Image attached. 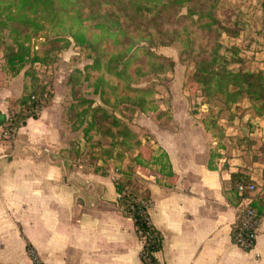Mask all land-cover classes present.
<instances>
[{
  "label": "crops",
  "instance_id": "0c3cea01",
  "mask_svg": "<svg viewBox=\"0 0 264 264\" xmlns=\"http://www.w3.org/2000/svg\"><path fill=\"white\" fill-rule=\"evenodd\" d=\"M2 62L0 264H36L27 243L42 264H143L133 220L115 203L114 180L126 166L134 169L135 182L150 189L148 213L163 235L155 253L160 263L264 264V208L256 203L260 218L254 246L239 247L232 239L239 200L231 189L236 171L264 183V156H255L261 149L245 145L246 139L264 134V119H252L240 143L235 122L223 125L227 131L212 132L205 120L189 118L185 110L181 115L175 105L168 106L172 117H139L151 136L140 138L141 144L167 153L173 175L165 177L160 157L153 158V170L139 168L137 147L125 149L121 158L106 153V143L91 149L95 152L66 151L82 136L65 120L55 82L52 102L37 117L26 118L11 137L4 136L9 110L28 78L23 70L15 75L2 70Z\"/></svg>",
  "mask_w": 264,
  "mask_h": 264
},
{
  "label": "rangeland",
  "instance_id": "374dc122",
  "mask_svg": "<svg viewBox=\"0 0 264 264\" xmlns=\"http://www.w3.org/2000/svg\"><path fill=\"white\" fill-rule=\"evenodd\" d=\"M135 1L137 0H125L124 4H126L122 9L120 4L111 5L109 0H98V4L93 5L96 7L95 10L86 6L81 8V19L76 18V21V19L62 15L61 19H57L59 21L46 22L45 27L34 35L32 40L38 53H45V50L50 52V64L48 66L37 64V71L40 73L42 82L50 86L53 95L55 93L53 82H55L59 94L57 100L63 107L64 118L67 108L73 103L71 86L67 81L68 75L73 74L78 75L76 84L81 94L92 98L97 104H104L111 113L126 122L136 136L141 139L144 138L147 141L151 136L149 130L141 124L140 120L138 121V118L146 116L151 121L172 117L171 111L168 112V106L175 105L178 106L177 110L181 115L185 110L190 115L187 117L205 120L212 132L217 131L218 133L223 129V131H227L223 125L229 121V123L235 122L236 134L241 136L240 143H242L246 131L254 125L252 119L256 120L257 116L263 121L264 105L257 104L254 106L250 98L243 95L235 102H227L229 105L225 106V96L212 93L213 89H211V93L205 94L198 87L199 83L197 85L193 80L192 63L178 59V53L185 42V34L193 27L191 19L184 15L185 7L177 11L176 15L174 12V14H163L160 29L168 31L169 34L160 38L159 33H154L151 37L148 32L139 31L138 28L134 27L133 19L130 16L133 17L134 14H137L135 11L138 9H136ZM78 4L76 1L75 3L68 2V11L72 13L71 6L76 8ZM141 7H143L142 13L146 16L157 14L153 1H145ZM217 14L224 24L231 23L242 27L238 36L223 33L219 38L221 40L218 47L219 64H224L230 70L264 71V0H219ZM79 24L81 26L77 27ZM144 27L146 28V26ZM151 27L148 26V29L153 30ZM78 28L87 34L89 40L96 41L95 43H98L99 48L107 56L112 53H119L122 64H126L127 71L130 72V77H117L103 67L93 66V57L88 54V47L77 44L70 35L72 31H76ZM2 32L0 59L3 58L6 42H10V38L6 36L7 30L4 29ZM125 34L126 37H124ZM197 35L196 40L202 44L204 42L209 45V41L213 40L214 42L216 40L214 36L206 37L202 36L201 33ZM54 37L59 38V40L55 41L52 46H48L47 40ZM169 39L175 40L172 45L158 44L162 40L167 41ZM65 40H68V43H65ZM152 52L173 57L176 60L175 65L166 66L165 60L156 59ZM163 62L165 67L160 69L162 67L160 64ZM14 82L13 87L17 88L18 82ZM96 83L100 84L98 90L100 88L104 90L102 93L107 100L106 103L103 102V97L93 91ZM140 88L141 91L138 90ZM146 88L147 91L144 92ZM140 93H146L144 105L148 108L153 105L157 108L156 111L140 109L134 101ZM79 130L82 138H84L82 129ZM229 130L231 131V129ZM91 132V137L86 139L83 146L80 147L82 152H95L91 149H96L105 143L110 144L108 149L114 151L119 147L123 151L129 149L128 145L119 146L114 143L115 140L101 135L98 131ZM260 135L256 136L259 137ZM263 136L264 134L257 140L251 139L250 142L246 139L245 142V145L250 149L257 147L261 149V155H255L257 157L264 156ZM133 137L129 138L130 142L133 141ZM82 138L79 140L82 141ZM87 141L89 143H86ZM143 145L147 148L152 147L146 143ZM153 149L155 153L158 152L157 148L153 147ZM144 156L148 163L144 162V164L138 165L139 168L153 170V155L144 149ZM163 172H165L164 165ZM132 182L136 186L145 187L144 183L140 182L139 184L133 179Z\"/></svg>",
  "mask_w": 264,
  "mask_h": 264
},
{
  "label": "trees",
  "instance_id": "16d2710c",
  "mask_svg": "<svg viewBox=\"0 0 264 264\" xmlns=\"http://www.w3.org/2000/svg\"><path fill=\"white\" fill-rule=\"evenodd\" d=\"M78 2V7L71 6L72 13L68 11L67 3ZM125 1V0H124ZM123 0H109L110 4H120L124 9ZM145 1L154 2L156 15L146 16L142 13ZM219 0H137V4L133 17L134 27L139 31L148 32L151 37L154 33L163 38L169 34L166 30H161V22L163 14H177L182 7H185V16L189 17L193 23L185 34V42L178 53V59L192 63L193 80L199 83L198 87L205 94L212 93L225 96L226 105L235 102L240 96H247L254 103V106L264 105V71L262 70H230L224 64L218 62V47L220 46L221 35L227 34L238 36L242 31V27L235 24H224L217 14ZM98 4V0H0V37L2 31L7 30L6 36L10 38V42H6L3 52V62L1 69L11 75L19 73L22 69L24 75L28 78V82L23 84L22 92L15 100V104L10 108L9 115L4 125L5 130H16L23 124L28 117H37L40 111L52 102L53 94L50 86L46 85L41 80L36 65L48 66L50 52L45 50V53H38L37 47L33 42V37L36 33L45 27V23H54L55 20L61 19L62 15H66L70 19H81L83 6L94 9L93 5ZM174 12V13H173ZM96 15V14H95ZM195 16V18H193ZM76 19V21H77ZM59 21V20H57ZM234 23V22H233ZM81 26L80 24L77 26ZM146 26V28L144 27ZM148 26H152L153 30H149ZM248 30V29H247ZM172 31V30H171ZM173 32V31H172ZM198 33L202 36H214L216 40L209 41V45L203 44L196 40ZM176 34V33H175ZM72 38L79 45L88 47V54L93 57L92 64L96 67H103L106 71L112 72L115 76L121 78H129L130 72L127 71L126 64H122L121 55L119 53L107 54L99 48L96 41L89 40L85 32L78 28L72 31ZM126 37V34L124 35ZM124 39V38H123ZM59 38L54 37L48 39V46H52ZM123 41V40H121ZM174 39L158 42L161 45H172ZM68 43V40H65ZM213 44V45H211ZM156 59H163L167 63L166 66L172 67L176 60L165 54L152 52ZM164 62L160 64L163 69ZM82 78V77H80ZM78 75H68L67 81L71 86V96L73 103L66 110V121L71 130L82 129L84 139L91 137V131H98L101 135L115 140L116 144L122 146L126 144L129 148L137 147L138 152L134 156V161L137 165L148 163L144 159V149L150 151L152 157H160L164 162L163 165L165 176L173 175L171 164L165 150L158 148L155 154L152 147L147 148L141 144V139L136 136L134 131L123 122V120L111 113L104 104H97L92 98H89L77 88ZM99 83V82H98ZM202 85V86H201ZM100 84H94L93 91L104 96V90ZM141 91V88L138 89ZM147 91V88L144 92ZM139 94L135 97V103L139 105L141 110L156 111L153 105L149 108L144 105L145 95ZM106 103V99L102 98ZM133 101V99H132ZM143 106V107H141ZM133 137L130 142L129 138ZM79 139H73L69 147L65 148L68 152H77L80 148L75 145L79 143ZM115 149V148H113ZM104 151L109 154H115V158H121L124 151L121 147L111 150L105 148ZM214 154L211 152V155ZM121 173H117L115 177V189L117 196L115 198L116 207L123 214L128 215L133 220V225L139 238L142 240L141 258L144 264H164L160 263L155 253L162 248L163 235L161 231L151 222L148 213V207L152 203L151 192L148 187H140L133 184L131 176L134 169L126 166ZM239 180H249L240 171L231 173V189L234 192V197L239 200V194L236 190V184ZM264 187V183H262ZM259 203L264 208V203L259 197H255L250 201V205L254 207L259 218L260 214L256 207ZM233 231V228H232ZM27 249L33 257L36 264H42L35 250L29 243Z\"/></svg>",
  "mask_w": 264,
  "mask_h": 264
},
{
  "label": "built area",
  "instance_id": "2783aa9c",
  "mask_svg": "<svg viewBox=\"0 0 264 264\" xmlns=\"http://www.w3.org/2000/svg\"><path fill=\"white\" fill-rule=\"evenodd\" d=\"M15 130H5L3 135L11 137ZM239 194L237 220L233 226L232 239L239 247L250 249L254 246L259 225V216L250 201L259 197L264 203V187L253 180H239L236 184ZM144 264V263H143Z\"/></svg>",
  "mask_w": 264,
  "mask_h": 264
}]
</instances>
